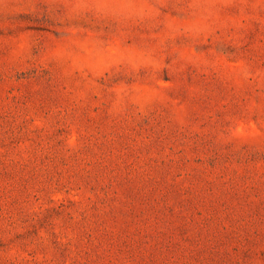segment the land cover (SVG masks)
<instances>
[{
    "label": "rangeland",
    "instance_id": "rangeland-1",
    "mask_svg": "<svg viewBox=\"0 0 264 264\" xmlns=\"http://www.w3.org/2000/svg\"><path fill=\"white\" fill-rule=\"evenodd\" d=\"M0 264H264V0H0Z\"/></svg>",
    "mask_w": 264,
    "mask_h": 264
}]
</instances>
